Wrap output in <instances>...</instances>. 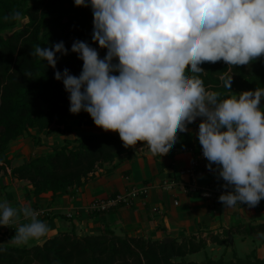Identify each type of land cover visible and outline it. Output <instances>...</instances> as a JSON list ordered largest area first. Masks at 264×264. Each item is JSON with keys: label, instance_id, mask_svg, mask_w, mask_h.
<instances>
[{"label": "clouds", "instance_id": "obj_1", "mask_svg": "<svg viewBox=\"0 0 264 264\" xmlns=\"http://www.w3.org/2000/svg\"><path fill=\"white\" fill-rule=\"evenodd\" d=\"M92 14L91 42L36 45L31 56L54 70L68 94L69 113H86L94 126L116 133L125 148L138 142L166 153L198 118L195 133L206 167L224 183L226 210L264 199V87L221 98L208 90L203 63L247 66L264 56V0H73ZM17 24L29 17L15 13ZM69 51L82 61L79 75L56 70ZM187 68V70H186ZM231 76L224 81L230 89ZM215 165V167H213ZM15 229L17 246L39 242L50 228L30 206ZM16 212L0 201V227ZM264 238V233L259 234Z\"/></svg>", "mask_w": 264, "mask_h": 264}, {"label": "trees", "instance_id": "obj_2", "mask_svg": "<svg viewBox=\"0 0 264 264\" xmlns=\"http://www.w3.org/2000/svg\"><path fill=\"white\" fill-rule=\"evenodd\" d=\"M17 12L29 17V22L22 27L13 19ZM91 32L90 9L75 7L73 0H0V174L7 175L10 170L11 178L32 187L33 197L51 194L50 205L70 191L82 188L99 169L116 163L125 153H133L132 147L123 146L118 134L103 130L94 133L99 129L86 113L70 114L68 94L62 83L54 79V70L31 56L34 46L50 47L60 41L66 49H70L74 40L86 41L97 48L91 42ZM97 50L102 58L104 50ZM200 67L204 71L200 78L205 87L217 91L221 98L264 87V56L247 66H232L231 69L222 61L206 62ZM65 68L78 76L82 61L69 51L68 55L57 59L56 70ZM228 76L232 77L230 89L224 84ZM72 125L84 129L86 134L80 139H64L51 153L30 156L22 164L14 165L12 142L27 136L38 145L37 135L69 133ZM196 132L178 133L177 142L166 153L192 150L194 157L202 154ZM135 147L146 148L141 142ZM166 153L150 154L162 165L161 159ZM118 194L115 192L108 197ZM121 207L123 205H118L105 213ZM37 218L45 222L56 217L45 212ZM235 232L262 234L264 224L238 225L225 231L223 239L210 233L205 238L192 234L170 243L120 236L109 229L84 236L72 231L47 239L42 246L40 243L23 247L0 244V264H264V259L258 258L255 251L244 257L233 251L230 258H225V250L218 258L207 252L208 241L224 246ZM0 235L8 234L0 231ZM202 252L204 261L187 260L188 256Z\"/></svg>", "mask_w": 264, "mask_h": 264}, {"label": "crops", "instance_id": "obj_3", "mask_svg": "<svg viewBox=\"0 0 264 264\" xmlns=\"http://www.w3.org/2000/svg\"><path fill=\"white\" fill-rule=\"evenodd\" d=\"M192 125L194 126V124ZM197 128L198 125L187 129L189 132H194V129L197 130ZM77 130L82 132L81 134H86V131L78 126H76V132H78ZM55 135L59 134L46 137L39 135L37 139L40 144L36 146V149L48 147L46 153H51L54 148L61 145H58L57 141L55 142L58 138L55 139ZM60 135L59 138L61 139L64 133ZM52 137L54 138L53 143H51ZM64 139L69 138L64 137L62 141ZM24 141L27 142V139ZM32 142L34 141L32 140ZM39 145L42 147L39 148ZM29 150L31 151L30 147ZM11 153L14 152L11 151ZM19 154L20 151L11 155L16 158L15 155ZM197 157H194L192 150H176L166 153L161 159L162 165H160L153 159L148 149L135 147L133 153H125L117 160V167L114 163L99 169L85 182L82 188L70 191L68 195L62 197L54 205H50L51 194H45L38 198L33 197L32 187L26 182L11 178L10 170H8L7 175L0 174V201H6L10 207L15 209L14 233L17 227L28 223L20 211L22 207L30 206L36 212L46 211L50 217H56L53 220L45 221L50 228L46 238L39 242H29L24 246L39 244L62 233L75 231L77 235L84 236L96 234L106 229L115 232L116 235L143 237L150 240H164L167 237L179 239L192 234L205 238L208 233L214 236L219 235L223 239L225 231L238 225L259 226L264 224V199L252 208L242 204L237 209L226 210L219 202L211 208L210 204L199 195H192V193L179 187L172 190L162 189L165 182L179 181V171L188 168ZM205 163L207 165L208 161L206 160ZM223 183L222 180L217 179L214 173L203 174L196 180L199 187L205 185L221 186ZM140 185H148L151 189L146 198L136 200L131 207L123 206L102 215L88 213L86 207L93 200L107 198L115 192H125ZM58 215L60 217H57ZM237 234L242 243H245L248 238L255 241L260 237L259 234ZM12 238L13 236L10 235H0V244L23 247L12 243ZM207 243L212 257L217 258L213 256L215 252L211 247L218 245L212 244L210 241ZM233 243L232 234L231 241L227 245L218 247L222 249V252L226 251V256L229 251L231 254L234 251L241 256L236 250L229 249ZM251 249L248 248L250 253L253 251ZM254 251L258 258L264 259L263 242Z\"/></svg>", "mask_w": 264, "mask_h": 264}, {"label": "built area", "instance_id": "obj_4", "mask_svg": "<svg viewBox=\"0 0 264 264\" xmlns=\"http://www.w3.org/2000/svg\"><path fill=\"white\" fill-rule=\"evenodd\" d=\"M206 159L200 154L196 159H194L188 168H184L179 171V181L165 182L162 185L164 190H172L176 187L187 190L189 193H198L199 196L210 204V207L218 203V196L223 194L225 190L221 186L217 185H205L199 187L196 184L198 177L203 174H213L209 171L205 163ZM151 187L148 185H143L141 188H133L124 193L118 194L115 197H107L102 199H96L90 203L87 207L89 214L105 213L110 211L112 208L118 205H123L125 207H131L133 203L140 198H146ZM177 204V203H176ZM242 205V204H241ZM240 205V206H241ZM46 211H38V217H42ZM14 230L13 222L8 225V227H0L2 233H7L12 236V231Z\"/></svg>", "mask_w": 264, "mask_h": 264}, {"label": "rangeland", "instance_id": "obj_5", "mask_svg": "<svg viewBox=\"0 0 264 264\" xmlns=\"http://www.w3.org/2000/svg\"><path fill=\"white\" fill-rule=\"evenodd\" d=\"M25 24V23H24ZM24 24H20V27H22ZM261 103H263L264 104V100H262L261 101ZM201 121H200V119L198 120H196V121H194L192 124H194V126H197L199 123H200ZM192 124H189V125H187V128H193L194 126L192 125ZM76 126L77 125H72V131L71 132H64V135H63V137H61V139L59 138V135H55L54 137H55V139H56V137H58L56 140H55V142L57 141V143H58V145L59 144H62L63 143V141H62V138H64V137H67V138H69L70 140H74V139H80V138H82L83 136H84V134H81L82 132H80L79 130H77L78 132H76ZM197 130H198V128H197ZM197 130H195L194 129V132H196ZM101 132H103L101 129H99V130H97L96 131V133H101ZM57 134V133H56ZM38 136L39 135H37L35 138L37 139L38 138ZM44 137H46L45 135H43ZM61 136V135H60ZM41 137V136H40ZM77 137H79V138H77ZM27 139V142H25L24 140H26ZM52 140H51V143H53V137L51 138ZM32 140L33 139H31L30 137H27V136H25V137H23L22 139H19L18 141H16V142H12L11 144H10V146H11V151H13L14 153H11L12 155H14V154H16L18 151H20V154L19 155H15V157L16 158H14L13 160H14V165L15 166H18V165H20V164H22L23 163V161H25V160H27V158L30 156V155H33V154H36V155H38V154H44V153H46V151L48 150H46V148H48V147H44V149H36L37 147V144H36V140H33L34 142H32ZM30 143V144H29ZM33 143V144H32ZM29 147L31 148V151L29 150ZM40 147H42L41 145H39V148ZM16 151V152H15ZM9 182H10V180H9ZM143 186V185H142ZM141 185L140 186H137L136 188H141L142 187ZM117 188V187H116ZM119 188V187H118ZM126 192V191H125ZM121 193H124V192H121ZM121 193H119V194H121ZM137 200H139V199H137ZM94 201V200H93ZM88 206H89V204H88ZM87 208V207H86ZM97 234V233H96ZM243 234V233H242ZM119 235V234H118ZM243 235H245V234H243ZM121 236V235H120ZM233 239H234V243H233V245L231 244V246H229V249H231V250H236L237 252H239L240 254H241V256H247V255H249V250L251 249V250H256L260 245H262V242L264 243V238H261V236L259 237V239H257V240H255V241H253L254 239H250V238H248L247 239V241L245 242V243H242V240L240 239V237H239V235L235 232V233H233ZM254 247V248H253ZM211 248H213V250H214V252H215V254L213 255V256H215V257H219L220 255H221V252H222V249H220L218 246H212ZM248 248H249V250H248ZM248 250V251H247ZM207 252L209 253V254H211L210 253V251H209V249L207 250ZM233 252V251H232ZM232 256V254H231V252L229 251V253H228V255L225 257V258H230ZM204 259H205V255H204V252H202V253H199V254H195V255H192V256H188L187 257V260H189V261H193V262H202V261H204Z\"/></svg>", "mask_w": 264, "mask_h": 264}, {"label": "water", "instance_id": "obj_6", "mask_svg": "<svg viewBox=\"0 0 264 264\" xmlns=\"http://www.w3.org/2000/svg\"><path fill=\"white\" fill-rule=\"evenodd\" d=\"M165 243H170L173 241V239L171 237H167L163 240ZM45 241L41 242L39 245L42 246L44 244Z\"/></svg>", "mask_w": 264, "mask_h": 264}]
</instances>
